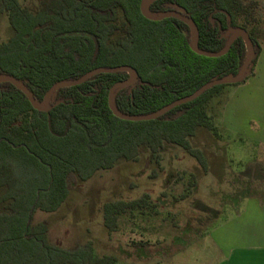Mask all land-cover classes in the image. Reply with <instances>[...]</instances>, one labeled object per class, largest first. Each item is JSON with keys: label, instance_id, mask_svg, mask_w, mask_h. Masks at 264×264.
Masks as SVG:
<instances>
[{"label": "trees", "instance_id": "1", "mask_svg": "<svg viewBox=\"0 0 264 264\" xmlns=\"http://www.w3.org/2000/svg\"><path fill=\"white\" fill-rule=\"evenodd\" d=\"M140 1L38 0L31 11L19 0H0V13L11 29L0 40V73L19 79L39 101L56 81L98 66L128 65L136 81L118 89L113 103L123 113L143 114L238 71L246 55L241 37L218 57L197 54L185 22L147 19ZM174 5L195 24L203 50L222 49L230 27L244 28L254 49L249 66L255 62L263 34L258 0H154L148 8L157 13ZM126 78V71L98 72L60 87L47 111L34 109L21 90L0 81V264H115L114 255L97 254L89 241L71 248L50 242L46 223L33 222L34 213L57 210L77 181L119 159H136L141 148L156 159L164 142L174 143L205 168V158L188 137L199 126L218 135L205 104L223 85L244 77L214 85L154 119L137 121L114 116L107 104L109 88ZM152 208L147 194L107 201L103 221L113 231L123 214Z\"/></svg>", "mask_w": 264, "mask_h": 264}, {"label": "rangeland", "instance_id": "2", "mask_svg": "<svg viewBox=\"0 0 264 264\" xmlns=\"http://www.w3.org/2000/svg\"><path fill=\"white\" fill-rule=\"evenodd\" d=\"M19 2L31 11L38 5ZM258 2L263 34L255 62L240 83L223 85L205 104L218 135L199 126L188 137L205 168L174 143L164 142L156 159L141 148L136 159H119L77 181L57 210L34 213L33 222L46 223L50 242L71 248L89 241L97 254L114 255L115 264H223L229 246L244 247L237 231L224 233L228 228L218 225L245 219L242 209L252 214L253 203L264 200V0ZM10 34L0 13V40ZM143 194L152 210L125 213L115 230H107L103 204Z\"/></svg>", "mask_w": 264, "mask_h": 264}, {"label": "water", "instance_id": "3", "mask_svg": "<svg viewBox=\"0 0 264 264\" xmlns=\"http://www.w3.org/2000/svg\"><path fill=\"white\" fill-rule=\"evenodd\" d=\"M153 1L154 0H141L140 1L139 11H140L141 15L147 19H150V20H160L164 17H176V18L182 20L183 22H185L187 24V26H189L190 31H191V48L197 54L204 55L207 57H218V56L226 53V51L230 47L231 42L235 38L241 37V39L243 40L244 45L246 47V55H245L244 61L242 62L240 68L238 69V71L235 74L228 73V74H225V75L217 77V78L215 77V78L201 84L197 89H195L190 94L183 96L181 98H177V99L171 101L170 103L163 105L162 107L158 108L155 111H152L149 113H143V114L123 113V112L117 110V108L115 107V105L113 103L114 93L118 89L125 87V86H128V85H131L136 81V71L128 65H118V66H113V67L98 66V67L92 68L91 70L83 73L82 75H80L77 78L63 79V80L56 81L45 91V93L42 96V99L39 101L34 98L31 91L26 87V85L23 82H21L19 79H17L16 77H14L10 74L0 73V81H9L16 88L21 90L28 97V100H29L31 106L34 109L39 110V111H47L52 107V104L50 101H51V98H52L54 92L58 88L73 86V85L79 84V83L85 81L86 79H88L93 74L98 73V72L126 71L128 73V78H126L123 81H119V82L114 83L109 88L108 96H107V104H108V107L112 111L114 116H116L120 119H124V120L137 121V120L154 119V118L164 114L166 111L170 110L171 108H173V107H175L181 103L193 100L194 98L199 96L202 92H204L206 89H208L214 85L225 84V83H235L244 77V74L247 70V67L250 64V60H251L253 53H254L252 41L249 38V35L244 28L230 27L226 32L228 34V38H227L225 45L222 49H220L218 51H214V52L203 50V49H200L197 45V28H196L195 24L193 23V21L184 14V8L183 7L178 6V5H174L175 9H173V10L155 13V12H151L148 8L149 5Z\"/></svg>", "mask_w": 264, "mask_h": 264}, {"label": "crops", "instance_id": "4", "mask_svg": "<svg viewBox=\"0 0 264 264\" xmlns=\"http://www.w3.org/2000/svg\"><path fill=\"white\" fill-rule=\"evenodd\" d=\"M248 210V207L242 209L243 214L241 216H243L242 218L245 217V219L226 220L224 224L218 225V227L228 228L224 233L237 231L239 233L238 236L244 241L242 244L245 243L242 248L241 245L239 248H237L238 245L229 246L228 253L224 255L223 264H264V218L262 216L264 200L261 206L253 203L252 214L245 212H248ZM216 231L214 230V232ZM218 245L220 246V243Z\"/></svg>", "mask_w": 264, "mask_h": 264}]
</instances>
